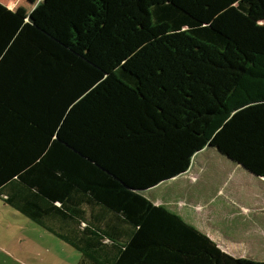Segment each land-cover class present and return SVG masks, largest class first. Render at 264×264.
Instances as JSON below:
<instances>
[{"label": "trees", "instance_id": "16d2710c", "mask_svg": "<svg viewBox=\"0 0 264 264\" xmlns=\"http://www.w3.org/2000/svg\"><path fill=\"white\" fill-rule=\"evenodd\" d=\"M207 147L264 178V0L0 3V199L78 264H264L142 193Z\"/></svg>", "mask_w": 264, "mask_h": 264}, {"label": "rangeland", "instance_id": "374dc122", "mask_svg": "<svg viewBox=\"0 0 264 264\" xmlns=\"http://www.w3.org/2000/svg\"><path fill=\"white\" fill-rule=\"evenodd\" d=\"M184 174L145 195L191 225H202L205 231L209 230L205 227H215L233 234L240 225L245 226L255 235L256 244L241 247L238 252L243 258L264 262V178L210 147ZM27 222L22 213L0 199V264L80 262L82 254L77 249L36 223L29 221L28 226Z\"/></svg>", "mask_w": 264, "mask_h": 264}, {"label": "crops", "instance_id": "0c3cea01", "mask_svg": "<svg viewBox=\"0 0 264 264\" xmlns=\"http://www.w3.org/2000/svg\"><path fill=\"white\" fill-rule=\"evenodd\" d=\"M41 2V0H0V3L3 5L7 6L9 9H12L15 11L18 15H20L23 18H28L31 14V12L36 8V6ZM211 149L216 150L213 147H210ZM205 150V149H204ZM203 150V151H204ZM198 153L195 158L200 156L202 153ZM219 155H222L219 153L218 150H216ZM194 158V159H195ZM194 161V160H193ZM193 163V162H192ZM234 163V162H233ZM185 175V174H184ZM183 176V175H182ZM181 177V176H180ZM162 185V184H161ZM158 187H155L150 190L143 191V195L146 196L145 194L148 192H151L152 190L156 189ZM147 197V196H146ZM148 198V197H147ZM149 199V198H148ZM151 200V199H150ZM152 201V200H151ZM153 202V201H152ZM154 203V202H153ZM156 204V203H155ZM159 206V204H156ZM14 209V208H13ZM17 211L16 209H14ZM19 212V211H17ZM175 213V212H174ZM90 215V210L88 212ZM96 214V212L94 213ZM177 214V213H176ZM26 217V216H25ZM183 217V216H182ZM185 218V217H184ZM27 225H31L29 221H31L29 218H27ZM186 219V218H185ZM186 221V220H185ZM33 222V221H32ZM187 222V221H186ZM189 222V221H188ZM187 222V223H188ZM34 223V222H33ZM192 223V222H190ZM189 223V224H190ZM39 226V225H38ZM202 225H198V228L200 231L204 232L207 234L211 239H213L218 245L228 254L232 256H236L237 258H243L242 254L238 252V249L241 247H248L247 245H250V247L254 246L256 244L255 241V235L253 233H250L247 228L243 225L239 226V231L232 232L225 231L224 229L215 228V227H205L209 228L208 231H205L201 228ZM42 228V227H41ZM43 229V228H42ZM46 231V230H45ZM47 232V231H46ZM44 232V233H46ZM41 233V232H40ZM49 233V232H48ZM228 233V234H227ZM42 235H44L42 233ZM56 237V236H55Z\"/></svg>", "mask_w": 264, "mask_h": 264}, {"label": "water", "instance_id": "95a60500", "mask_svg": "<svg viewBox=\"0 0 264 264\" xmlns=\"http://www.w3.org/2000/svg\"><path fill=\"white\" fill-rule=\"evenodd\" d=\"M221 154V153H220ZM223 155V154H222ZM224 157H227V159H230L228 156H225V155H223ZM231 160V159H230ZM232 161V160H231ZM232 162H234V161H232ZM239 165V164H238ZM240 166H242V165H240ZM243 167V166H242ZM244 168V167H243ZM244 169H246V168H244ZM247 170V169H246ZM251 173V172H250ZM251 174H253V173H251ZM254 175V174H253Z\"/></svg>", "mask_w": 264, "mask_h": 264}]
</instances>
